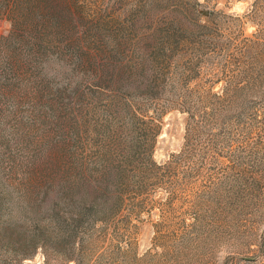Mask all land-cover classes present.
Returning a JSON list of instances; mask_svg holds the SVG:
<instances>
[{"label": "rangeland", "instance_id": "obj_1", "mask_svg": "<svg viewBox=\"0 0 264 264\" xmlns=\"http://www.w3.org/2000/svg\"><path fill=\"white\" fill-rule=\"evenodd\" d=\"M57 4L0 60V264H264V0Z\"/></svg>", "mask_w": 264, "mask_h": 264}, {"label": "trees", "instance_id": "obj_2", "mask_svg": "<svg viewBox=\"0 0 264 264\" xmlns=\"http://www.w3.org/2000/svg\"><path fill=\"white\" fill-rule=\"evenodd\" d=\"M60 10L57 0H0V19L6 18L10 23V39L0 38V53L3 54L4 51L0 60L3 62V67L5 66V71L7 68L11 71L5 73L8 78L10 73L14 74L13 68L17 65L18 50L25 44L26 36L39 39L38 43L28 47L27 52L37 49L39 53L45 49L41 42L46 41L53 29L63 28L64 21L68 22V25L75 23L72 9L68 8L65 13ZM40 86V83H37L34 87L40 88ZM43 89L44 87L41 88ZM5 96H7L6 92L1 93L2 98Z\"/></svg>", "mask_w": 264, "mask_h": 264}, {"label": "water", "instance_id": "obj_3", "mask_svg": "<svg viewBox=\"0 0 264 264\" xmlns=\"http://www.w3.org/2000/svg\"><path fill=\"white\" fill-rule=\"evenodd\" d=\"M202 15H205L206 16L207 15V12H202Z\"/></svg>", "mask_w": 264, "mask_h": 264}]
</instances>
